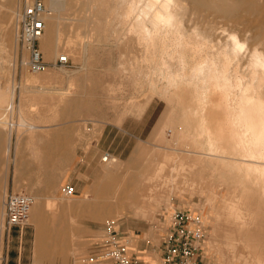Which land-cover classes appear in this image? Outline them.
<instances>
[{"label": "rangeland", "instance_id": "1", "mask_svg": "<svg viewBox=\"0 0 264 264\" xmlns=\"http://www.w3.org/2000/svg\"><path fill=\"white\" fill-rule=\"evenodd\" d=\"M29 1L0 0V47L7 53L0 51V117L5 119L0 128L1 237L3 200L9 191L26 193L43 206L53 204L49 206L53 209L46 210L52 211L50 215L44 211L55 220L49 221L51 238H47L46 250L36 249L31 220L23 231L22 237L31 246L30 252L26 246L31 264H99L90 253L103 235L106 220H114L127 240V251L131 252L137 238H151L158 245V216L166 219L178 207L202 213L215 264H264L263 202L256 195L255 200L246 201L240 180L212 164H200L203 159L189 154L197 150L198 142L186 131L183 106L163 92L165 83L154 71L158 60L147 61L143 47L128 34L123 21L127 0H60L54 10L45 0L48 17H55L56 25L44 19L47 31L37 45L46 68L36 73L28 69V53L17 40L18 16ZM200 11L184 17L189 37L202 35L203 29L208 30L203 26H221L215 14ZM187 51L183 56L189 67L192 60L186 58ZM58 56L66 57L64 66L56 63ZM8 132L11 138L6 149ZM105 154L110 155V163L102 162ZM43 159L49 162L50 174L37 169L36 163ZM145 168L149 171L139 180L144 189L134 194L137 203L118 206L115 215L69 207L88 206L106 171L118 177L113 191L126 196L134 181L128 177ZM70 184H75L76 193L65 198L60 189ZM125 223L137 228L145 224L149 229L145 235L125 232ZM148 255L147 263H159L158 252L150 250Z\"/></svg>", "mask_w": 264, "mask_h": 264}, {"label": "bare ground", "instance_id": "2", "mask_svg": "<svg viewBox=\"0 0 264 264\" xmlns=\"http://www.w3.org/2000/svg\"><path fill=\"white\" fill-rule=\"evenodd\" d=\"M59 2L60 0H48L49 9L54 10ZM199 10L215 14L220 19L221 26L225 27L218 23V26L208 24L207 27L202 23L208 30L203 29L202 35L197 33L196 38L187 36L184 17L189 16L192 11L197 15ZM123 13L124 26L134 42L143 47L146 60L152 61L156 58L161 63L153 64L156 66L154 71L157 78L165 83L163 92L172 95V98L175 96L183 106L186 131L198 142L197 150L188 153L203 159L204 162L200 161V164L207 162L228 176L240 180L243 185L242 197L246 201H251L256 195V199L264 204V0H127ZM48 16L49 13L42 17L43 22L47 18L52 23L50 25L55 27L56 18ZM19 17L20 15L18 19ZM186 49L189 51L186 58L190 57L192 60L189 67L184 64L183 55ZM0 51L7 55L2 46ZM14 59L15 55L11 67H14ZM166 66L168 68L164 70ZM179 96H183V100L184 97L187 98L186 104L183 105L184 101ZM11 99L12 97L8 104L10 112L13 109ZM3 119L4 117H0V128L5 126ZM27 125H30L29 122ZM10 138L8 132L6 149L10 146ZM47 154L48 150H45V156ZM110 160V157L105 160L102 157V162L110 163ZM112 161L115 162V159ZM36 164L37 169L48 170L46 168L49 162L46 159ZM61 166L63 167L62 163ZM148 171L145 168L128 177L134 181L126 196H120L118 191H113V183L117 182L118 177H112L106 171L102 181L95 187L91 199L87 200V196H84L83 199L89 201L88 206L81 203L67 206L81 210L86 208V211L100 216H113L118 206H124L133 200L137 203L135 195L144 189L139 180ZM50 172L48 170L46 173ZM45 184L47 187L50 185L47 178ZM47 205L33 202L29 210L28 222L31 220L35 226L34 243L38 250H46L47 238H51L47 229L55 221L52 213L50 217L47 215L52 211H46L53 206ZM258 256L257 262L260 261Z\"/></svg>", "mask_w": 264, "mask_h": 264}, {"label": "built area", "instance_id": "3", "mask_svg": "<svg viewBox=\"0 0 264 264\" xmlns=\"http://www.w3.org/2000/svg\"><path fill=\"white\" fill-rule=\"evenodd\" d=\"M45 0H31L20 11L18 19L17 40L21 48L28 53L26 65L32 72H40L46 68L37 42L44 32L43 16L47 14ZM65 56H59L56 63L64 66ZM105 154L103 159L109 158ZM60 193L65 198L74 195L71 185H64ZM33 198L26 193L9 191L4 196L3 232L10 235L16 230L22 236L29 225V210ZM159 217L158 264H215L210 254L208 230L200 211L173 208L168 217ZM99 264H136L127 255V240L117 230L114 220H106L103 224V235L96 245V253L92 260Z\"/></svg>", "mask_w": 264, "mask_h": 264}, {"label": "crops", "instance_id": "4", "mask_svg": "<svg viewBox=\"0 0 264 264\" xmlns=\"http://www.w3.org/2000/svg\"><path fill=\"white\" fill-rule=\"evenodd\" d=\"M30 180H32V178H30ZM70 185L73 186L72 184ZM75 187L74 184L73 188L76 193ZM123 228L126 230L125 232L131 230L133 233H141L143 235H145L149 229L145 224L143 227L137 228L128 223H125ZM27 245L30 252L31 246L27 244L25 237L20 236L16 230L12 231L9 236L5 235L3 232L0 242V264H31V259L26 252ZM150 250L156 253L158 252L157 245L153 244L151 238H137L134 247L131 248V252L127 251V255L136 264H149L147 263V260H150V256L148 255ZM95 253L96 248L90 253V255L94 256Z\"/></svg>", "mask_w": 264, "mask_h": 264}]
</instances>
